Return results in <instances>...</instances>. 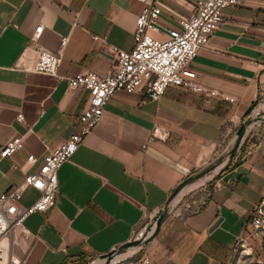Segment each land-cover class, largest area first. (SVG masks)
<instances>
[{
    "label": "crops",
    "instance_id": "obj_1",
    "mask_svg": "<svg viewBox=\"0 0 264 264\" xmlns=\"http://www.w3.org/2000/svg\"><path fill=\"white\" fill-rule=\"evenodd\" d=\"M196 1L157 0L160 24L177 28ZM143 8L135 0H0V145L22 137V149L0 161V195L70 134L87 94L70 89L67 79L113 67L102 40L131 51ZM222 15L192 63L205 92L170 87L155 102L144 101L140 91L115 93L100 123L58 169L53 207L22 222L26 235L12 229L0 238V264L10 257L25 264L264 262V237L251 225L264 200V129L253 149L247 140L230 164L189 198L192 191L183 192L170 210L172 197L200 183L184 181L205 175L236 144L244 117L264 95V0H241ZM42 49L59 55L54 75L15 69L19 61L30 65ZM27 155L34 166H23ZM11 162L21 169L11 170ZM37 197L26 188L17 207Z\"/></svg>",
    "mask_w": 264,
    "mask_h": 264
},
{
    "label": "built area",
    "instance_id": "obj_2",
    "mask_svg": "<svg viewBox=\"0 0 264 264\" xmlns=\"http://www.w3.org/2000/svg\"><path fill=\"white\" fill-rule=\"evenodd\" d=\"M144 4L136 17L133 48L129 52L108 46L115 63L105 73L84 72L67 79L72 90L83 89L87 94L86 106L79 114L70 134L53 148L31 172H24L19 184L12 185L0 195V238L12 229H22V222L35 213H45L53 207L57 182L56 173L75 152L82 139L90 134L100 123L110 99L119 91L131 94L140 91L144 101H158L170 87H180L197 93L205 90L196 82L197 73L192 63L199 52L205 49L210 38L223 22L222 10L235 7L241 0H197L191 17L178 21L177 28H164L160 22L161 10L157 0H135ZM42 26L34 29V35ZM164 35L165 38H159ZM66 42L61 38L60 50ZM59 63V55L46 50H39L30 65L19 61L15 69L42 75H54ZM212 94V93H210ZM233 102L232 99H227ZM262 106V108H259ZM17 123L22 122L20 113L15 115ZM244 135L233 155L238 156L240 147L251 140L253 149L262 136L264 129V95L244 117ZM22 149V137L14 136L0 145V161L10 160ZM36 159L27 155L24 167H32ZM22 166V167H23ZM226 167V166H225ZM11 170H20L14 162ZM219 169V168H218ZM216 169V170H218ZM220 168L218 171H220ZM31 188L38 194L37 199L27 207H17V202L24 189ZM204 197L196 204L202 206ZM251 225L256 234L264 237V200L252 212ZM243 247V241L240 242ZM1 262V247H0ZM148 259L135 264H148ZM5 264H25L24 261L8 258Z\"/></svg>",
    "mask_w": 264,
    "mask_h": 264
},
{
    "label": "rangeland",
    "instance_id": "obj_3",
    "mask_svg": "<svg viewBox=\"0 0 264 264\" xmlns=\"http://www.w3.org/2000/svg\"><path fill=\"white\" fill-rule=\"evenodd\" d=\"M256 105H257V102H256ZM255 105V106H256ZM259 108H262V106H259ZM231 147L229 148V150L227 151V152H225V153H223L220 157H219V159L211 166V168L208 170V171H206V173H205V175H202L201 177L199 176V178H195V181H193L192 183H194V182H197V181H199L200 183L199 184H197L196 186H194V187H192L191 189H189V190H187L186 192H184V193H188L189 191H192V192H190L189 193V195L188 196H186L185 198H189V196H192V195H194L195 193H196V189H197V187H199V186H201L202 184H205L206 182H207V180H209V179H211L214 175H215V173H219V172H221L222 171V169H224L225 168V166H227L228 164H230V162L232 161V159H233V157L236 155H233V153H234V151L236 150V148H237V144H235V143H233L232 145H230ZM220 168H222L220 171H218ZM216 169H218V170H216ZM191 183V184H192ZM183 194H181L180 196H178L177 198H174V197H172L171 199H170V201H169V204H170V210L172 209V207H173V205H175L177 202H178V200L180 199V197L182 196ZM197 200H199V198H197ZM180 203H182V201H180ZM173 204V205H172ZM195 207L197 206V204L196 205H194ZM195 207H191L190 209H188V210H193ZM143 241V240H142ZM141 240L140 241H137V242H135L132 246H138V245H140L141 243H143ZM146 242V241H145ZM120 258V257H119ZM260 263H264L263 261H258L257 262V260H250V261H246L245 263H243V264H260Z\"/></svg>",
    "mask_w": 264,
    "mask_h": 264
},
{
    "label": "water",
    "instance_id": "obj_4",
    "mask_svg": "<svg viewBox=\"0 0 264 264\" xmlns=\"http://www.w3.org/2000/svg\"><path fill=\"white\" fill-rule=\"evenodd\" d=\"M244 129H245L244 125H241V126L239 127V129L237 130V132H236V144H237V145L239 144L240 140L242 139V137H243V135H244ZM195 178H196V175H193V176L189 177L188 179H186V180L184 181L183 185L190 183V182L193 181ZM183 185H182V186H183ZM161 221H162V217L159 218V220L157 221V224H156V227H157V228L160 226ZM110 257H111V253H109V254H107V255L105 256V258H106L107 260H108Z\"/></svg>",
    "mask_w": 264,
    "mask_h": 264
},
{
    "label": "bare ground",
    "instance_id": "obj_5",
    "mask_svg": "<svg viewBox=\"0 0 264 264\" xmlns=\"http://www.w3.org/2000/svg\"><path fill=\"white\" fill-rule=\"evenodd\" d=\"M189 186H190V185H188L183 191H181V192L179 193V196H180L183 192L187 191V189L189 188ZM172 205H173V204H172ZM150 228H151V227H149L147 231H150Z\"/></svg>",
    "mask_w": 264,
    "mask_h": 264
}]
</instances>
